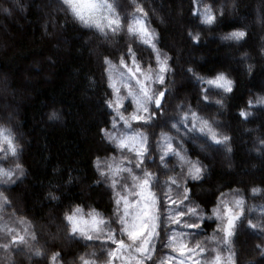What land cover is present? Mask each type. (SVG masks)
Segmentation results:
<instances>
[{"label": "trees", "instance_id": "obj_1", "mask_svg": "<svg viewBox=\"0 0 264 264\" xmlns=\"http://www.w3.org/2000/svg\"><path fill=\"white\" fill-rule=\"evenodd\" d=\"M108 2L114 5L121 20V30L115 34L107 28L101 33L95 26H85L74 19L63 0H0V88L4 91L0 92V125L10 128L20 145L16 157L0 151V167L14 168L18 162L25 170L24 176L0 184V191L9 201L3 217L4 222H13L16 217L28 221L37 237L33 245L44 251V255L35 256L27 249L19 252L12 248L7 252L8 264H50L53 252L60 253L58 264H68L69 260L92 252L95 256L88 258L101 264L102 241L86 240L72 233L70 239H64L68 225L64 214H71L76 206L84 211L95 209L119 235L116 193L126 194L124 186L130 184L120 179L112 188L107 166L102 164L105 177L97 170V157L123 161L135 175L142 176L145 168L152 172V191L161 203L162 213L167 207H175L165 196L164 185L167 176H176L190 189L184 204H197L206 215L211 214L221 193L243 196L248 218L255 220L261 215L264 145L259 141L264 139V106L252 107L253 114L246 120L239 110L247 107L249 98L264 95V0H199V4L194 0H136L147 13L148 26L157 34V47L170 57L171 68L165 85L154 86V90L167 91L161 108L152 106L156 113L152 122L143 127L134 124L148 137L149 151L139 167L133 152L117 148L101 131L115 132V112L105 103L114 98V93L109 87L104 57L119 67L123 55L129 64L127 47L131 45L142 68H156V54L127 32L133 14H138L133 0ZM205 4L224 9L211 26L203 25L194 14ZM237 29L246 32L243 40L220 39ZM189 31L200 32V41H192ZM243 52L248 53L246 58L241 57ZM246 64L253 65L251 74ZM189 67L205 77L225 72L235 81L233 91L223 93L202 83L187 71ZM202 89H209L208 101L203 100ZM215 99H221L223 107ZM189 108L230 137L231 152L201 133L198 122L194 127L190 116L186 124L180 122L181 113ZM53 109L59 112L60 119H48ZM173 123L178 130L171 127ZM161 131L172 136L174 146L182 147L191 160H198L205 167L200 180L188 177L187 168H181L173 154L164 157L168 169L163 167L158 147ZM171 187L175 196L179 189L177 185ZM253 187L262 191L254 195ZM49 192L58 199H51ZM252 208L255 211L249 210ZM215 227V219H205L197 230L165 225L162 217L154 259L171 253L162 244L166 228L190 233L189 239L202 240ZM262 240L264 235L242 225L234 238L236 264H264V255L256 248ZM0 264L6 262L1 258Z\"/></svg>", "mask_w": 264, "mask_h": 264}, {"label": "snow or ice", "instance_id": "obj_2", "mask_svg": "<svg viewBox=\"0 0 264 264\" xmlns=\"http://www.w3.org/2000/svg\"><path fill=\"white\" fill-rule=\"evenodd\" d=\"M73 16L88 26H95L101 33H105V29H109L113 34L121 30V20L115 7L108 0H63ZM135 4V13L131 18V22L127 26L129 35L135 36L141 43L151 47L156 54V68L148 66L142 68L136 53L128 45L127 56L131 58L132 66L130 67L125 56L119 58V68L108 58L104 57L105 69L108 73L109 87L112 88L114 98L105 100L106 105L113 109L116 116L112 119L113 129L117 126V117L123 122L125 131L117 134L108 129H101L104 138L115 144L119 149H129L135 153L137 158V166L143 164L144 157L148 153V137L145 132L139 128H133V122L141 127L152 122L155 116V109H160L165 98L167 88L163 90H154L153 84L165 85L166 73L171 71L169 66L170 57L166 53H161L155 41L157 34L151 29L147 23V13L144 8ZM199 4V0H194ZM224 9L222 7L213 8L211 4H205L202 8H197L194 14L198 15L203 25L211 26L218 20V16H222ZM188 36L192 41L199 42L201 38L200 32H188ZM246 36V32L241 29L233 30L220 36L222 41L239 42ZM264 51V49H262ZM247 56V53L244 54ZM120 68L127 71H121ZM187 71L202 83H206L215 89L222 90L223 93H231L234 89L235 81L231 79L225 72L219 71L212 77H205L195 72L193 68H187ZM247 71L252 73L253 65H247ZM134 79L136 87L133 88L128 82ZM121 88L127 90L126 95H121ZM209 89H202L201 95L204 101H208L210 96ZM131 97L134 108L130 113L125 114L124 101ZM215 103L223 107L221 99H215ZM264 106V96H256L254 99L249 98L247 107L239 110V115L245 120L253 113L250 110L254 106ZM180 107V105H177ZM189 116L193 121L194 127L196 122L199 123V131L206 133L211 141L215 144L223 145L225 150L231 152L230 137L218 131L213 126L212 121L200 116L198 112L192 110L181 113V123H187ZM172 128H177V124L173 123ZM178 130V128H177ZM161 143L158 147L162 153L161 162L165 169H168V163L164 161V157L169 153L175 155L181 168H187V176L192 180H200L205 172V167L200 161L191 160L181 148H177L173 144V137L167 132L161 131ZM264 144V139L260 140ZM7 145L5 148L4 145ZM20 145L15 142L14 134L10 128L0 125V151L10 153L13 157L18 155ZM97 170L101 177L106 176L105 169L102 164L107 166V173L111 176V187L115 188L118 181L116 176L122 172H127L131 177V187L124 186L126 194L116 193L117 205V229L110 226V221L103 219L102 215L93 209L89 213V218L85 219L82 215V209L76 206L71 214L65 212L64 219L70 225V231L74 235H79L86 240L102 241L101 249L103 259L101 264H177L175 256L164 255L156 257V240L161 237V222L165 225H176L178 228L182 226L184 229H200L205 219H215L216 227L210 236L204 239H189L190 233L178 231L171 228L165 229V238L162 241L163 247L170 249L172 253L179 254L178 264H236V252L234 251V238L242 225L246 224L248 229L258 231L264 235V206L261 207V215L255 220L246 216L245 199L243 196L236 194L221 193L218 203L211 210L210 215L200 209L197 204L185 205L184 202L189 199L190 189L185 185L183 179L178 182L176 176H167L164 187L167 188L165 196L169 200L170 205L175 207H167L162 213L161 203L152 191V181L154 174L148 169L143 170V175L133 174L131 168L122 167V161L116 162V158L111 160H101L97 157L95 161ZM25 170L20 163H16L14 168L0 167V184H9L13 182L14 177H22ZM170 181V184L168 183ZM171 185H177L178 191L175 196L172 195ZM238 192V190H236ZM262 191L259 187L251 188V192L255 195ZM51 199L56 200L58 197L52 193H48ZM135 197V199H130ZM122 205V207H121ZM9 206L8 198L0 191V250L5 253L12 248H16L19 252L27 249L35 256L44 255V251L39 246H34L32 241L37 239L35 232L31 231V225L28 221L21 217H16L13 223L25 225L23 229L17 230L4 223V209ZM183 206V208H181ZM255 211L254 208L249 209ZM14 216V214H12ZM23 233V234H21ZM261 255H264V240L256 245ZM225 253H227L225 255ZM95 256V252L85 254L79 257L80 264H97L94 259L88 256ZM59 252H53L49 256L50 264H58Z\"/></svg>", "mask_w": 264, "mask_h": 264}, {"label": "rangeland", "instance_id": "obj_3", "mask_svg": "<svg viewBox=\"0 0 264 264\" xmlns=\"http://www.w3.org/2000/svg\"><path fill=\"white\" fill-rule=\"evenodd\" d=\"M130 67L132 66V62H130V64H128ZM119 68V67H118ZM120 70L121 71H124V72H126L127 70L126 69H123V68H120ZM128 82L132 85V87L133 88H135L136 87V82H135V80L134 79H129L128 80ZM155 84H153L152 85V88H153V86H154ZM0 92L1 93H3L2 92V89L0 88ZM127 94V90L126 89H123V88H121V95H126ZM126 104H128V107H131V108H126ZM133 108H134V105H133V102H132V99H131V97H128L125 101H124V108L122 109L123 111H125V114H127V113H130V112H132L133 111ZM9 114V113H8ZM116 114V113H115ZM11 115H9L7 118L8 119H12L13 117L11 116ZM118 118V117H117ZM134 124H137L136 122H133V128H135L134 127ZM115 130L118 132H116L117 134H119L120 132H122V131H125V128H124V125H123V122L122 121H120L119 120V118L117 119V126H116V128H115ZM4 147L6 148L7 147V145L5 144L4 145ZM129 150V149H128ZM134 153V152H133ZM169 154H171V153H169ZM168 154V155H169ZM122 167H126V165H125V163L122 161V165H121ZM125 175H128V173L127 172H122V173H120V175H118V176H116L115 177V179L118 181V180H120V179H122V183H124V182H127V183H129L130 185H129V187H131V184H132V180H131V177L130 176H125ZM130 199H135V197H130ZM121 207H122V205H121ZM91 211L90 210H88V211H84V210H82V215L84 216V218L85 219H88L89 218V213H90ZM97 212V211H96ZM4 223H6L7 225H9V226H11V227H14V228H16L17 230H20V229H23L24 227H25V225H23V224H19V223H13V222H4ZM47 229L45 228V231H46ZM47 233V232H46ZM21 234H23V233H21ZM48 234V233H47ZM79 236V235H78ZM227 253H225V255H226ZM169 255H171V256H175L176 257V260H177V264H178V261H179V259H180V257H179V254L178 253H170ZM1 258L3 259V261L4 262H6V264H8V262L10 261V259H9V256H8V254L7 253H4V252H2V250H0V260H1ZM116 264H119V261H117L116 262Z\"/></svg>", "mask_w": 264, "mask_h": 264}, {"label": "clouds", "instance_id": "obj_4", "mask_svg": "<svg viewBox=\"0 0 264 264\" xmlns=\"http://www.w3.org/2000/svg\"><path fill=\"white\" fill-rule=\"evenodd\" d=\"M16 3H19V0H16ZM4 11L7 12L8 9H7V8H4ZM74 19H75V17H74ZM85 26H88V25L85 24ZM245 53H247V52H243V53H241V57H242V58H246V57L248 56V53H247V56L244 55ZM247 65H248V64H246V70H247ZM247 72H248V71H247ZM248 73H249V72H248ZM249 74H251V73H249ZM257 96H264V95L257 94ZM48 119H49V120L60 119V114H59V112L56 111L55 109L51 110V111L49 112ZM259 142H260V141H259ZM260 144H261V143H260ZM262 145H264V144H262ZM70 234H71V231H70V225H67L66 228H65V236H64V239H65V240L70 239V238H71V235H70ZM68 264H79V258H78V259H72V260H69V261H68Z\"/></svg>", "mask_w": 264, "mask_h": 264}]
</instances>
